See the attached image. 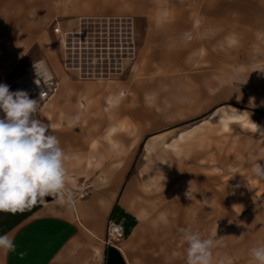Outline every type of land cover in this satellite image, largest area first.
Masks as SVG:
<instances>
[{
  "label": "crops",
  "instance_id": "crops-1",
  "mask_svg": "<svg viewBox=\"0 0 264 264\" xmlns=\"http://www.w3.org/2000/svg\"><path fill=\"white\" fill-rule=\"evenodd\" d=\"M58 3L60 26L68 31L77 29L83 18L129 19L136 57L120 80L82 81L63 69L60 49L53 48L49 38L33 43L28 38L15 43L12 37L0 38V84L9 86L21 60L12 53L14 47L41 49L38 62L46 65L56 92L37 97L39 119L50 126L68 156L67 190L72 195L71 201L57 206L42 199L22 211H0V235L7 234L15 244V251L0 249V264H186L187 244H179L180 258L174 259L178 247L174 249L171 239L180 228H189L187 214L174 218L171 207L158 206L149 197V183L128 180L124 165L102 170L106 180L111 175L108 184L97 183L90 195L80 196L82 185L92 186L93 122L105 121L78 116L77 111L92 112L96 108H86L85 103L98 98L111 109L131 100L139 104L132 112L142 119L139 125L150 118L144 109H176L186 118L189 109L198 110V115L211 111L176 143L206 127L228 133L232 125L264 138V0H68L64 7L61 0ZM19 7L20 26L13 24V0H0V14L5 15L0 29L9 30L10 36L14 28L29 29V22H23L25 10ZM57 40L55 36L56 44ZM162 95L169 106L157 105ZM173 95L179 99L174 101ZM162 120L174 124L171 112ZM114 131L112 127L109 133ZM157 137L148 138L145 153L156 152ZM164 149L171 151L168 145ZM108 220L123 225L124 239L115 246L104 244ZM20 253L25 255L21 258Z\"/></svg>",
  "mask_w": 264,
  "mask_h": 264
},
{
  "label": "rangeland",
  "instance_id": "rangeland-1",
  "mask_svg": "<svg viewBox=\"0 0 264 264\" xmlns=\"http://www.w3.org/2000/svg\"><path fill=\"white\" fill-rule=\"evenodd\" d=\"M26 1L13 0L12 16L13 24L20 26L19 6H22L25 10L22 14L23 22H29V29L14 28L11 36L8 34L9 30L0 29L2 41L10 37L14 43L21 38H28L29 42L49 38L53 48H59L53 34L55 24L61 25L63 20L58 12L59 0ZM65 1L68 0H61L62 7ZM4 16L0 14L3 22ZM126 21L131 22L129 19ZM72 27L73 24L69 29ZM0 48L3 52L4 47ZM13 49L14 56L21 60L8 80L9 87L17 91L20 88L16 81L25 76L26 69L40 61L43 54L37 45H21ZM124 68L121 75L112 76L108 80H84L76 77L82 81L101 83L116 81L125 77L129 67ZM16 76L19 77L14 79ZM97 91L103 92L101 89ZM28 94L31 99L38 97L36 91ZM176 96L179 99V95H173L174 101ZM128 97L126 94L125 99ZM163 97H158L161 104L157 105L169 106ZM85 105L86 108L94 106L96 109L83 115L77 111L78 116L94 120L102 118L105 122L103 125L93 122L92 186L88 183L82 185L80 196L90 195L97 183L105 181L108 184L111 175L106 180L101 174L102 170L117 164L124 165L129 170L128 180L149 183V197L158 206L171 207L174 218L181 212L186 213L189 228L197 230L202 238L214 237L218 240L217 246L212 250L213 264H218L219 261L226 264L228 259H232L233 264H253L249 249L264 245V179L254 176L252 166L256 162L264 165V138L238 125H232L228 133H221L217 127H206L197 134L186 137L184 142L176 143L181 133L210 116L211 111L198 115V110L189 109V116L186 118L181 117V111L176 109H144L146 114L150 113V118L146 120V124L139 125L138 122L142 119L132 114L135 111L133 106L139 104H132L131 100H126L119 109H111L99 98L87 101ZM168 112L172 114L173 125H165L162 120ZM112 127H115V131L109 133ZM107 133L110 135L108 138ZM152 135L158 136V145L156 152L149 155L145 153V145ZM174 144L176 148H171ZM166 145L170 146L171 151H165ZM59 203L58 197L52 201L54 206ZM180 234L172 233L174 249L178 247L174 250V259L180 258L179 244H187ZM177 250L179 253L175 252Z\"/></svg>",
  "mask_w": 264,
  "mask_h": 264
},
{
  "label": "clouds",
  "instance_id": "clouds-1",
  "mask_svg": "<svg viewBox=\"0 0 264 264\" xmlns=\"http://www.w3.org/2000/svg\"><path fill=\"white\" fill-rule=\"evenodd\" d=\"M34 68L39 77L48 76L43 62H34ZM40 109V101L29 98L26 91L12 92L8 85L0 84V112L4 113L0 118V211H22L48 196H56L62 203L72 199L67 190L68 156L58 137L50 133V126L39 119ZM252 173L264 179V165L256 162ZM179 231L187 243L186 264H213L216 238H202L191 228ZM0 249L15 251L7 234L0 235ZM249 256L253 264H264V245L249 249Z\"/></svg>",
  "mask_w": 264,
  "mask_h": 264
},
{
  "label": "built area",
  "instance_id": "built-area-1",
  "mask_svg": "<svg viewBox=\"0 0 264 264\" xmlns=\"http://www.w3.org/2000/svg\"><path fill=\"white\" fill-rule=\"evenodd\" d=\"M127 21L83 18L78 21L77 29L70 31L56 23L53 34L58 37L63 69L84 80H108L121 75L124 67L134 61L137 52L132 24ZM33 91L38 97L46 98L48 94L56 92V84L49 77L47 82ZM105 232L106 246H115L124 239L121 222L108 220Z\"/></svg>",
  "mask_w": 264,
  "mask_h": 264
},
{
  "label": "bare ground",
  "instance_id": "bare-ground-1",
  "mask_svg": "<svg viewBox=\"0 0 264 264\" xmlns=\"http://www.w3.org/2000/svg\"><path fill=\"white\" fill-rule=\"evenodd\" d=\"M48 78L49 74L45 79L39 77L37 75L36 69L34 68V65H32L27 69L26 75L17 80V83L20 86L21 90L30 93L36 88H39L40 85L47 82Z\"/></svg>",
  "mask_w": 264,
  "mask_h": 264
},
{
  "label": "water",
  "instance_id": "water-1",
  "mask_svg": "<svg viewBox=\"0 0 264 264\" xmlns=\"http://www.w3.org/2000/svg\"><path fill=\"white\" fill-rule=\"evenodd\" d=\"M55 199H57L56 196H48V197H45V198H44L45 202H51V201H53V200H55Z\"/></svg>",
  "mask_w": 264,
  "mask_h": 264
}]
</instances>
